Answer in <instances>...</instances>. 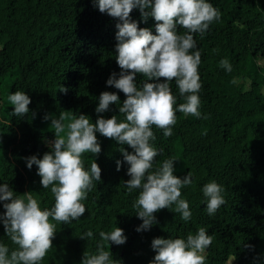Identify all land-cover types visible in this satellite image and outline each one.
<instances>
[{"label": "trees", "instance_id": "1", "mask_svg": "<svg viewBox=\"0 0 264 264\" xmlns=\"http://www.w3.org/2000/svg\"><path fill=\"white\" fill-rule=\"evenodd\" d=\"M208 2L219 9L221 19L210 25L203 38L193 35L201 51L199 110L209 118L177 111L171 137L152 126L156 136L152 143L162 149L153 169L164 159H174V175L192 174L193 183L181 190L191 219L182 220L173 205L155 214L158 223L150 230L137 232L142 221L133 203L140 189L129 192L124 184L130 179L126 163L119 171L116 167L117 160L123 161L120 149H132L96 133L100 154L84 153L82 159L86 170L93 160L98 163L101 181L93 182L82 201L83 216L70 224L52 221L56 223L53 247L39 264H81L85 251L95 254L99 232L115 227L124 230L126 243L109 242L110 247L104 243L120 264H150L154 238L186 239L199 227L213 236L205 264H264V0ZM130 15L141 28L156 34L154 18L145 23L139 9ZM118 22L101 13L93 0H0V184H9L17 194L31 191L42 209L54 205V196L50 187H42L37 167L27 168L25 158H42L51 151L48 142L55 139L54 129L44 116L82 113L95 123L99 95L109 91L117 93L120 102L99 115L125 120L119 107L126 97L106 84L112 72H120L115 61ZM185 31L178 26L179 34ZM225 58L231 72L219 66ZM146 79L138 73L137 86ZM62 85L68 89L66 94L60 92ZM170 86L178 106L183 100L174 80ZM15 91H24L31 99L24 117L12 115L14 108L7 97ZM211 180L223 187L226 203L209 216L202 188ZM4 211L0 202V213ZM89 230L91 239L79 238ZM0 243L10 252L18 247L2 223Z\"/></svg>", "mask_w": 264, "mask_h": 264}, {"label": "clouds", "instance_id": "2", "mask_svg": "<svg viewBox=\"0 0 264 264\" xmlns=\"http://www.w3.org/2000/svg\"><path fill=\"white\" fill-rule=\"evenodd\" d=\"M93 3L101 13L119 21L115 25V61L120 72H112L106 84L126 97L119 107L125 120L118 121L116 115L111 118L99 115L109 111L111 104L120 102L118 94L109 91L99 95L95 123L82 113L78 116L61 113L58 118L44 116L45 121L51 120L50 128L54 129L55 139L48 142L51 151L45 152L42 158L32 155L25 160L29 170L33 165L37 167L42 187H50L55 202L51 208L42 209L31 191L17 194L9 184H0V202L5 209L0 213V223L11 242L18 246L10 252L7 245L0 243V264H39L53 247L56 223L52 221L70 224L85 214L82 201L94 187L93 182L101 181L98 163L93 160L90 170H86L82 159L84 153L100 154L102 149L96 133L132 149L131 152L120 149L123 161L117 160L116 167L119 171L122 163H126L130 179L124 184L129 192L140 189L133 203L136 216L142 221L137 232L150 230L158 223L155 214L173 205L182 220L189 221L192 217L188 201L181 198V190L193 183L192 174L188 172L183 178L174 175V159H164L153 169L162 149L158 150L152 143L156 140L152 126L162 129L164 137H171L177 111L184 116L209 118L199 110L201 51L193 34L199 33L203 38L210 25L221 19V12L208 0H93ZM133 9H139L145 23L149 17L154 18L155 35L131 18ZM178 26L186 31L179 34ZM219 66L232 71L227 58L220 60ZM138 73L147 78L139 87ZM161 78L164 82H160ZM173 80L183 100L178 106L170 86ZM67 91L62 85L60 92ZM7 100L14 108L13 116L24 117L30 111L31 99L24 91L9 94ZM223 191L215 180L204 184L202 192L209 216L226 203ZM92 237L93 232L89 230L79 238ZM99 237L95 254L85 251L81 264H120L112 252L105 250L104 242L109 247V242L117 246L125 244L124 230L115 227L109 232L100 231ZM212 241L213 236L204 227H199L195 234L189 233L186 239L154 238L151 248L155 256L150 264H205L206 249Z\"/></svg>", "mask_w": 264, "mask_h": 264}, {"label": "rangeland", "instance_id": "3", "mask_svg": "<svg viewBox=\"0 0 264 264\" xmlns=\"http://www.w3.org/2000/svg\"><path fill=\"white\" fill-rule=\"evenodd\" d=\"M261 108L264 109V103L261 105ZM163 219V218H162Z\"/></svg>", "mask_w": 264, "mask_h": 264}]
</instances>
